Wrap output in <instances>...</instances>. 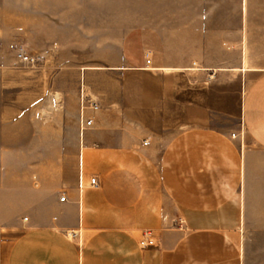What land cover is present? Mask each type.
<instances>
[{"label":"crops","instance_id":"1","mask_svg":"<svg viewBox=\"0 0 264 264\" xmlns=\"http://www.w3.org/2000/svg\"><path fill=\"white\" fill-rule=\"evenodd\" d=\"M199 7L74 69L77 159L38 177L48 187L0 264H264V0ZM81 89L98 104L83 116ZM145 230L155 245L140 244Z\"/></svg>","mask_w":264,"mask_h":264},{"label":"rangeland","instance_id":"2","mask_svg":"<svg viewBox=\"0 0 264 264\" xmlns=\"http://www.w3.org/2000/svg\"><path fill=\"white\" fill-rule=\"evenodd\" d=\"M198 5L199 0H0V246L30 217L31 192L47 189L38 177L53 181L77 159L70 89L81 84V75L74 69L110 58L140 23L207 11ZM21 51L37 55V62L22 60Z\"/></svg>","mask_w":264,"mask_h":264},{"label":"built area","instance_id":"3","mask_svg":"<svg viewBox=\"0 0 264 264\" xmlns=\"http://www.w3.org/2000/svg\"><path fill=\"white\" fill-rule=\"evenodd\" d=\"M18 56L27 62H37L38 57L37 55H33V54H28L25 52H19ZM145 56L147 58V61H149L150 58V51H146L145 52ZM80 102H81V115L83 116V109L86 105H91L92 107L96 108L98 107V104L94 101V99L88 95L87 93L83 92V89H81V94H80ZM93 122V118H87V119H83L81 120V124H80V128L83 129L86 126L92 124ZM147 142V141H145ZM90 183L91 184H96L97 180L95 176H92L90 178ZM61 200L65 199V195L62 194L60 197ZM182 222V221H180ZM64 233L71 236V237H78L79 236V231L78 230H69V229H65ZM140 244L144 247L146 246H150V245H155L157 243L156 237L154 236V234L150 231V230H145L142 233V236L140 238Z\"/></svg>","mask_w":264,"mask_h":264}]
</instances>
